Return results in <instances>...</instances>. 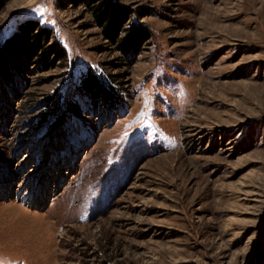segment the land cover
Masks as SVG:
<instances>
[{"label": "rangeland", "instance_id": "obj_1", "mask_svg": "<svg viewBox=\"0 0 264 264\" xmlns=\"http://www.w3.org/2000/svg\"><path fill=\"white\" fill-rule=\"evenodd\" d=\"M114 1L133 62L89 4L0 0L41 45L1 58L0 264H264V0Z\"/></svg>", "mask_w": 264, "mask_h": 264}, {"label": "trees", "instance_id": "obj_2", "mask_svg": "<svg viewBox=\"0 0 264 264\" xmlns=\"http://www.w3.org/2000/svg\"><path fill=\"white\" fill-rule=\"evenodd\" d=\"M4 1V0H2ZM82 4H89L92 7L94 23L99 27L100 33L112 44L121 58L127 62H133L134 57L139 53L140 47L145 41L149 39V31L142 25L130 22L131 14L136 18L148 15L151 13L150 9H136L130 11L115 3L114 0H80ZM143 10L142 12L139 10ZM38 27V21L35 19H28L23 24L18 25V37H7L0 43V74L5 76L6 64L3 58H13L16 60L18 55L22 54L25 59H32L36 52L41 50V45L36 42H29V35ZM37 36L41 37V42L44 43L49 31L42 28ZM34 36V38H35ZM55 54L51 61L57 58H62L64 53L57 42H54L46 57ZM5 56V57H4ZM45 67V64L44 66Z\"/></svg>", "mask_w": 264, "mask_h": 264}]
</instances>
